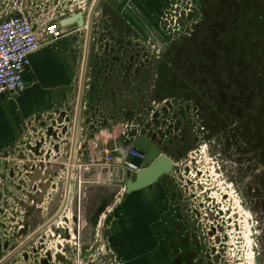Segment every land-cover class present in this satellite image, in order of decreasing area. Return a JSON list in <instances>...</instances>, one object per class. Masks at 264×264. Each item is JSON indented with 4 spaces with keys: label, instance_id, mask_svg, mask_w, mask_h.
I'll list each match as a JSON object with an SVG mask.
<instances>
[{
    "label": "rangeland",
    "instance_id": "1",
    "mask_svg": "<svg viewBox=\"0 0 264 264\" xmlns=\"http://www.w3.org/2000/svg\"><path fill=\"white\" fill-rule=\"evenodd\" d=\"M82 1L55 0L51 6L67 12ZM87 31L78 28L66 36L68 44L79 49L68 55L77 67L62 75L66 86L57 105L68 109V131L78 100L79 53ZM89 45L83 139L97 137L102 142L106 137L123 141L132 133L151 136L177 162L168 176L194 224L202 234L206 232L210 264H262L263 258H254L259 232L255 214L264 210L254 206L252 214L241 208L237 186L243 193L248 190L251 206L252 193L264 195L259 182L264 171V0H100ZM46 83L38 90L51 91ZM45 103L52 106L51 100ZM50 117L27 135L24 142L29 144L19 143L9 154L4 152L8 157L7 169L0 170V247L5 239L7 245L0 254L24 238L22 227L27 231L36 226L37 211L49 217L48 202L29 200L28 174L16 160L25 154L20 158L16 154L29 150L40 127L53 130L57 124ZM62 149L52 154V161ZM43 153L37 159L42 160ZM64 175L59 172L53 181L63 183ZM122 196L107 219L126 224L130 241L147 238L150 246L148 230L154 228V216L149 200L144 192L129 199ZM111 200L108 206L116 203ZM63 220L70 223L66 217ZM213 226L216 232L209 238ZM43 237L31 241L17 259L23 262L29 257L32 262L39 251L71 254L76 264H128L137 255L121 254L122 246L114 239L98 243L96 235L91 245L60 237L53 229Z\"/></svg>",
    "mask_w": 264,
    "mask_h": 264
},
{
    "label": "crops",
    "instance_id": "2",
    "mask_svg": "<svg viewBox=\"0 0 264 264\" xmlns=\"http://www.w3.org/2000/svg\"><path fill=\"white\" fill-rule=\"evenodd\" d=\"M65 37L57 41L56 43L49 42L45 44L38 52L32 55L31 68L29 70V73L26 75V84L29 85H27L24 90H22L16 95H6L0 98V155H4L0 156V170L7 169V166H5V157L8 156H5V153L9 154L8 150L15 149V147L19 143L23 146L29 144V141L26 143L24 142L25 140H27V135L30 134L33 128H38V124L42 123V121L48 118L49 116H51L50 120L52 121V123H56L57 125H50V127L54 125L52 126V131H49L48 129L43 130L40 127L38 129V132H36L37 136L33 138L35 140H33V142H30V146H28L30 147L29 150L24 149L23 151L17 152L16 155H18L19 158L21 157V153L25 154V157L29 155L31 149L35 150V153H37V147H45L47 145L45 150H49V148H54L60 145L61 142L69 140V134H71L70 142H72L77 116L79 127L78 138L76 143V155H78L77 157L80 156L81 159H83V147L86 148V157L94 156L96 154L102 155L105 151H112L117 146L127 144L131 140L130 137L124 138L123 141H118L113 137H106L102 138V142H99V138L97 137L94 138V140L93 138L89 140H87V138L83 139V123L85 122L83 118L84 87L82 82V73L83 62L86 55L87 39L86 42L83 43V50H80L79 53L80 56H82V66L79 79L80 88L78 93L77 104L79 102L81 92V108L80 112L77 113L76 105V110L73 114V126L71 128L69 127L70 131H68V128H65L66 125H68L66 123V118H69L70 114H68V109H66L65 107L63 108L57 106L59 101L64 98L63 91L64 87L66 86V83H63V80H61V77L63 74L71 73L74 70V67H77L74 65V62L68 58V55L74 50L78 53L79 50L77 47L74 48L73 45L68 44V38ZM45 83L47 84V86H49V88L52 87L51 91L46 90L45 92H43L41 90H38V86ZM49 83H52L53 85ZM47 100H51L52 106L46 105L45 101L47 102ZM61 104L65 105V102ZM43 144H45V146H43ZM33 145L37 147L35 148ZM29 156L27 158L16 159L19 162L23 163L24 174L27 173V170H25V165L31 163V160L33 159L32 156ZM116 168H121L123 170L122 174L125 175L126 179L130 178L131 173H129L123 165L119 164L114 165L112 167H104L97 169L96 179L101 180L102 176L107 174V180L109 182H107L106 184L113 183L115 179ZM75 190L76 189L74 188V194ZM124 196L127 197L126 199H129L133 195L125 194ZM122 197V195H118L117 197H115V195L109 194V191L106 188L102 187H86L84 191L82 190L81 201L79 205L81 207L82 217L84 216V228H86L88 224L89 214L92 212L95 205L97 206L98 204H104L105 200H107L108 198L110 200H115L113 202L116 203L110 204L109 206L106 203V211L101 217L100 226L98 227L95 233V240H100L101 242H103L109 238L111 240L114 239V241H117V243H120L122 246L120 249L121 254H137L133 258H131L130 261H128V264H170L169 253H167V250H163L158 241L150 243V246H148L146 243V237V240L141 239L138 242H132L129 239L126 224H123L122 226L115 219H107V217H109L108 214L111 213V211L115 207V204H118L122 201ZM53 230H56L55 227H53ZM82 236L81 241L83 238H88L85 235L83 236V238ZM124 236H127V239L123 240ZM155 236L158 237L156 234ZM87 240L92 241L88 242V245L93 244L94 235L89 237V239Z\"/></svg>",
    "mask_w": 264,
    "mask_h": 264
},
{
    "label": "built area",
    "instance_id": "3",
    "mask_svg": "<svg viewBox=\"0 0 264 264\" xmlns=\"http://www.w3.org/2000/svg\"><path fill=\"white\" fill-rule=\"evenodd\" d=\"M54 2L55 0H0V98L6 95H16L25 89L26 75L31 68L32 55L38 52L45 44L57 42L78 29L76 23L63 26L61 21L73 16L77 11H83L88 19L92 7L91 4L93 5L95 0H83L73 4L67 12H63V10L57 12L56 8L51 6ZM130 138L131 140L127 144L117 146L113 151H105L102 156L86 157L85 147H83V159L80 156L77 157L78 155L75 153L71 174L72 184L68 199L66 188L61 191L58 187L59 183L53 181L52 188L48 190L44 201L48 202L47 208L53 201H59L58 208L53 214L51 221L58 214L60 216L52 223V226L55 227L56 231L68 232L71 238L70 241L72 239L79 241V233L84 229V216L82 217L79 205L81 201L80 185L82 184L81 178L83 174L88 180H91L96 178V170L104 167L121 164L131 175L142 168L146 155L140 149L132 145L128 146L133 140L131 135ZM34 147L36 148L37 146ZM46 147L47 145L45 147H37V153L33 149L30 150L29 155L33 157L32 160L30 159L32 170L39 165L50 166L52 154L56 153L54 150L48 153L51 148L45 150ZM43 149L44 158L42 160L37 159V156H41ZM65 166V169L59 172L65 173L63 183L66 186L70 165L67 163ZM102 177H107V174ZM97 182H100V180H97ZM55 183L56 189H53ZM74 188L76 189L75 194L73 192ZM38 192H40L39 189L31 190L30 194L36 195ZM124 192V189L120 190L119 195H123ZM71 212L73 213L70 217ZM44 217L46 218V216ZM65 217L69 220V224H66L67 222L63 220ZM71 226L76 232L75 236L71 234ZM99 226L100 222L97 229ZM58 236L64 237L62 234H58Z\"/></svg>",
    "mask_w": 264,
    "mask_h": 264
},
{
    "label": "flooded vegetation",
    "instance_id": "4",
    "mask_svg": "<svg viewBox=\"0 0 264 264\" xmlns=\"http://www.w3.org/2000/svg\"><path fill=\"white\" fill-rule=\"evenodd\" d=\"M149 137L152 139L151 136ZM161 150L164 153V150ZM172 159L175 162V165L171 173L177 166V162L175 161V159ZM259 173L261 172L259 171ZM170 174L163 176L157 183L143 190L131 193L132 195H136L144 192L146 200H149V203L151 204L150 210L152 211V214L154 216L152 220L154 228L149 227V237L152 242L158 241L163 250H167V253H169L170 256V264H210L211 260L207 258L208 250L205 246L207 237L204 235H206V232L203 231L202 234L199 227L194 224L190 211L184 208L183 199L181 198L182 194L178 191L179 189L176 187L175 183H173V181L169 178L168 175ZM262 174L263 176L259 178V182L264 186V171L262 172ZM168 179H170V181ZM161 183H164V186H160ZM232 183H237L238 185L237 180L236 182L233 180ZM237 187L239 188L237 198L241 208H244L245 210L248 209L252 214H254L253 212H255L254 206L259 212L262 211H260L259 207L257 206H261V208H263L261 210H264V195L262 194V192L258 193V191H255L254 194H251L250 198L253 201L251 206L247 201V196H249L248 190L243 193V191L241 190V186L238 185ZM158 191L162 192L161 196H158ZM257 196L260 197L258 200H256ZM109 200L110 199L108 198L107 200H105L104 204H98L97 206L95 205L92 212L89 214L88 221H96L98 226L101 217L105 212L106 203H108ZM57 203L59 204V201ZM35 213L36 212L34 211V214ZM255 215L259 232L257 234V244L254 252V258H256V260L258 258L259 260L260 258L264 259V214L261 213L260 215ZM34 216L36 226L32 230L29 229L26 231L25 229L26 232L24 231V227L21 228L22 233L25 234L24 238L13 245L10 249L2 251L3 253L0 254V264H76V262L72 261L70 257L71 254H38L39 251L36 254H33L32 262L29 260V257L23 258V262L22 260L19 261L17 259L18 256H20V254L18 253L31 241L44 238L43 236L46 235V231L53 229V226L49 225L47 228L43 229L41 232L35 235L29 242L24 244L27 239L34 233L38 232V230H40L44 224H48L49 222H51L52 218V216L45 218L44 216H42V214L40 215L41 218H38V214H35ZM39 220L40 222L42 221V225H38ZM148 226L151 225L149 224ZM209 232L211 233L209 235V238H213V235L216 232L215 227L213 226ZM57 234H62L64 236L63 238L69 237V234L66 231H59ZM155 234L158 237H156ZM95 241L98 243L101 242L100 240ZM6 243L7 239L2 242V246L0 247V249L3 247V244L7 245ZM18 247L21 248L14 252V250ZM25 259L27 260L25 261ZM262 264H264V262Z\"/></svg>",
    "mask_w": 264,
    "mask_h": 264
},
{
    "label": "water",
    "instance_id": "5",
    "mask_svg": "<svg viewBox=\"0 0 264 264\" xmlns=\"http://www.w3.org/2000/svg\"><path fill=\"white\" fill-rule=\"evenodd\" d=\"M99 1L100 0H95V2L93 3L90 13L88 15V19L85 17L83 11H77L73 16L65 18L61 21V24L63 26L76 23L79 29L88 28L87 42H86V55H85L84 62H83V73H82L83 87H84L86 68H87V59H88V53H89L91 25H92L94 12H95V9ZM27 85L29 84H26V86ZM80 108H81V92H80L79 102L77 104V113L80 112ZM78 127H79V122H78V116H77L73 141L70 142V140H67V141L65 140L61 142L60 145L53 148L55 153L58 152L57 148L58 149L63 148V149L61 153L59 152L60 155L56 159H54V161L50 163V166L46 167L44 165H39L32 170L31 163L25 165L26 167L25 170H27V173H28L29 189L34 190V191L36 189L40 190V192H38V194L36 195L29 194L30 201H33L35 204H39V203L42 204L44 202L45 195L47 194L48 190L52 188L53 179L56 177V175L59 173L60 170L65 169L66 167L65 165L67 163H69L70 165L68 182L66 186L64 185V183H61V184L59 183L58 187L59 189H61V191L63 190V188H66L65 191H66L67 199H68L69 193L71 190V184H72L71 174H72L73 164L75 160L76 143H77V138H78ZM131 136L133 137V140L130 144H128V146L132 145L133 147L138 148L141 151H143L146 155L142 163V168L136 173L132 174L130 178L128 179H126L125 175L122 174L123 170L121 168H116L115 169V179L113 183L111 184H106L107 182H109L107 180L108 179L107 177H102L100 182H97L96 178L88 180L84 176L85 174H83V176L81 175L82 176L81 178L82 184L80 185L81 192L82 190L84 191L86 187H94V188L102 187V188H106L109 191V194H112V195L118 194L120 190L122 189H124L125 194H131L133 192L143 190L157 183L160 180V178L171 173V171L174 168L175 162L173 161L172 158H170L169 156H167L165 153L162 152L161 148L157 145V143L153 139H151L146 134H135V133L133 134L132 133ZM91 185H94V186H91ZM57 202L58 200H55L51 204H49L47 208V216L49 217L53 216V214L58 208ZM37 213H38V218H41L40 216L41 211H37ZM59 216L60 214L55 216L52 219V221L49 222L48 224H44L42 228L38 230V232L31 235L24 244L29 242L35 235H37L43 229L47 228L49 225H52V223L55 220H57ZM38 225H42V221L40 222L39 220ZM96 229H97L96 221L95 222L89 221L86 228L82 230L83 233L82 232L79 233V241H81L82 235L87 236L88 237L87 239L95 235ZM55 232L58 233L59 231H55ZM87 239L83 238L81 242L84 245H86L88 242H92L91 240L89 241ZM21 247L16 248L14 252L19 250Z\"/></svg>",
    "mask_w": 264,
    "mask_h": 264
},
{
    "label": "bare ground",
    "instance_id": "6",
    "mask_svg": "<svg viewBox=\"0 0 264 264\" xmlns=\"http://www.w3.org/2000/svg\"><path fill=\"white\" fill-rule=\"evenodd\" d=\"M87 30H88V28H87ZM90 38H91V36H90ZM135 161H136V160H135ZM71 215H72V214H71ZM72 233H73V232H72ZM72 233H71V234H72ZM75 235H76V234H75V232H74V233H73V236H75Z\"/></svg>",
    "mask_w": 264,
    "mask_h": 264
}]
</instances>
